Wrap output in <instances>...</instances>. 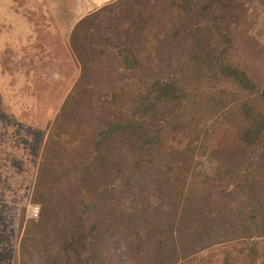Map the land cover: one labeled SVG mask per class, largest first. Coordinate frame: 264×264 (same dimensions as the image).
Here are the masks:
<instances>
[{"label":"rangeland","instance_id":"obj_1","mask_svg":"<svg viewBox=\"0 0 264 264\" xmlns=\"http://www.w3.org/2000/svg\"><path fill=\"white\" fill-rule=\"evenodd\" d=\"M258 111L264 0H0V264H264Z\"/></svg>","mask_w":264,"mask_h":264},{"label":"trees","instance_id":"obj_2","mask_svg":"<svg viewBox=\"0 0 264 264\" xmlns=\"http://www.w3.org/2000/svg\"><path fill=\"white\" fill-rule=\"evenodd\" d=\"M80 24L77 26V29L79 28ZM176 33L179 32V28H176ZM55 40H59L58 37H55ZM61 42V40H59ZM62 43V42H61ZM224 72L231 76V77H234L236 78L237 80H239L240 82H244L246 84H249V79L247 78L246 74L239 68H233V67H230V66H226L224 68ZM156 88L157 90L159 91V95L155 98L154 101H151L148 103V109L146 110L147 111H150V110H153L154 107L161 102V100L164 98V95H163V92H167V89L159 86V85H156ZM250 113V112H249ZM251 114L253 115H250L251 117V120H250V126H249V135L250 136H253L254 134H259L261 133L263 130H264V111H258V112H255V113H252ZM125 127H131L133 129V126L130 125V124H127V126ZM79 237L78 236H73L72 239L67 242L65 244V248L68 249V250H71V251H74L76 255H79L80 254V251L81 249L79 250L78 246H77V242H78V239ZM82 237H80L81 239Z\"/></svg>","mask_w":264,"mask_h":264},{"label":"crops","instance_id":"obj_3","mask_svg":"<svg viewBox=\"0 0 264 264\" xmlns=\"http://www.w3.org/2000/svg\"><path fill=\"white\" fill-rule=\"evenodd\" d=\"M263 252H264V238H263Z\"/></svg>","mask_w":264,"mask_h":264}]
</instances>
